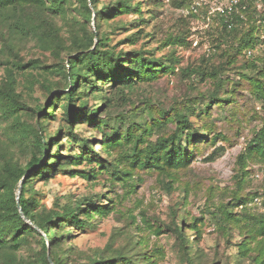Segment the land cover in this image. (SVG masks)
<instances>
[{"label": "rangeland", "instance_id": "obj_1", "mask_svg": "<svg viewBox=\"0 0 264 264\" xmlns=\"http://www.w3.org/2000/svg\"><path fill=\"white\" fill-rule=\"evenodd\" d=\"M97 1L101 11L113 0ZM175 1H133L139 2L145 19L138 26L143 28L141 37L134 44L125 38L137 29L138 14L121 13L100 21L99 31L106 32L116 52L148 48L151 55L162 57L165 63L171 55L176 58L173 70L132 88H121L112 97L111 106L100 109V117L108 121L104 131L117 129L121 140L110 153L100 149L102 133L88 123V117L76 116L72 121L76 133L92 137V147L100 152L101 161L116 163L121 172H114L110 166L101 169L97 154H89L91 160L63 168L71 171L58 168L45 179H34L25 193L36 201L34 211L62 210L84 197H90L97 207H107L105 215H94L91 226L69 228L72 232L54 248L63 264H86L94 256L119 259L120 254L132 256L136 264H254L264 258V160L255 156L240 158L264 125V99L257 95L264 93V71L258 73L264 69V20L260 16H264V0H245L244 9L237 12L239 20L226 31L220 17L230 6L228 0H177L181 5ZM69 6L78 3L72 0ZM74 14L76 11L68 10L65 17L54 18L64 38ZM96 16L93 8L92 18L84 22L86 29L96 31ZM13 20L10 13L0 17V82L6 78L11 62L38 60L40 68H27L24 73L14 69L15 91L23 104L19 120L33 125L47 113L57 93L68 91L65 84L69 81L51 70L56 59L50 50L41 48L31 35H23L18 26L12 31L7 29ZM250 31L253 47L240 49L238 40L241 36L247 38ZM146 32L150 35L144 37ZM63 55L67 65L68 56ZM185 68H202L210 75L203 79L183 75ZM214 93L229 96L230 100L215 103L211 99ZM97 98L88 95L87 106L99 104ZM204 105L208 109L200 113ZM36 106L45 108L40 115ZM176 111L187 114L207 141L192 148L193 156L183 167L155 168L149 163L139 166L144 149L175 129L174 122L166 121L165 115L174 116ZM62 115L56 105L54 117L46 120L43 132L54 133L62 125L64 133L57 139L60 150L72 155L79 149H72L65 138L69 123L62 120ZM12 124L13 117L0 114V163L9 158L24 165L30 147ZM128 130L132 141L125 142L123 133ZM136 138L140 142H135ZM54 154L55 148L51 155L41 156V161H49ZM84 172L88 177L81 176ZM118 175L122 180L116 179ZM82 207L92 210L87 204ZM180 223L184 224L181 230L188 241L185 244L174 232V225L180 227ZM61 232L58 229V235ZM41 234L48 239L42 230ZM38 240L37 236L29 237L14 250L20 263L34 259L40 249Z\"/></svg>", "mask_w": 264, "mask_h": 264}, {"label": "trees", "instance_id": "obj_2", "mask_svg": "<svg viewBox=\"0 0 264 264\" xmlns=\"http://www.w3.org/2000/svg\"><path fill=\"white\" fill-rule=\"evenodd\" d=\"M71 1L0 0V17L3 18L10 13L15 19V21L8 22L10 29L8 27L7 29L12 31L11 29L18 26L23 35L28 37L31 35L32 38L37 40L41 48L50 50V53L56 59L51 70L57 74H61L65 80L69 81V84H65V89H68V91L64 94L57 93L54 96L53 103L46 108L47 113L39 116V119L33 125L19 120L23 104L21 103L20 93L15 91L16 79L14 69L16 72L24 73L27 68H40L38 60L30 59L26 62H11L12 66L6 70V78L0 82V114L5 117H13L12 125L15 127L20 139L26 140L27 143L25 144L30 147V157L26 164L15 163L9 158L0 163L1 264H50V261L54 264H63L54 248L58 247L64 235L68 236L72 232V227L84 229L91 226L95 214L101 216L107 213L106 206L100 205L97 207L90 200V197H84L72 206L71 204L66 205L62 210L34 211L36 201L25 193L30 190V184L36 178L45 179L58 168L63 170L66 166H77L84 159L89 161L91 160L89 154H97L96 156L99 158L100 152L95 151L92 147V137H83L74 131L72 121L76 116L88 117V123L93 128L101 131L102 134L99 142L101 150L110 153L112 149L118 147L121 144L120 137H117L118 131L117 129H113V127L109 128L112 130L111 132L104 131L108 127V121L100 117V109L102 107H110L112 97L121 88H132L138 82L151 80L163 72L171 71L173 70V61H176V58L171 55L165 59V61H168V63H165L162 57L151 55V50L148 48L133 49L131 51L120 50L116 52L113 46H110V37L106 35V32L99 31L100 21L103 19L108 21L110 17L121 13H136L138 14V21L140 23L136 24L135 28L137 29L125 38L130 44H134L137 39H140L143 32V28H138V26L145 22L139 2L133 3L134 0H113L106 5L104 4L100 11L97 9V0H75L78 6L73 8L69 6ZM174 3L181 5V3L178 4L177 0ZM244 7L245 0H241L232 8L231 13L227 17H223L224 15L220 17L224 31H226L228 24L232 25L236 20H239L235 8L242 10ZM93 8L96 9L97 13L94 20L96 31L86 29L84 26V22H89L92 18ZM68 10L76 11V14L73 16L74 22L68 26V36L64 38L54 18L58 15L65 17ZM260 16L264 20V16L262 14ZM12 23L14 25H11ZM149 35L150 33L146 32L143 36ZM95 38L97 39L96 42ZM238 41L240 49L252 48L254 43L253 34L250 31L247 38L241 36ZM79 51L81 52L80 54L72 56V54ZM64 53L68 56L67 65L64 64L62 58ZM42 68L46 69L47 66ZM262 71L264 69L259 70L258 73L262 74ZM189 74L200 76L203 79L206 75H210V72L202 68L183 69V75ZM96 83L100 86H97ZM108 84H111V86L109 85L110 95L106 94V86ZM46 87L48 90L50 89L49 86ZM88 95L98 97L99 104L88 107ZM213 95L211 99L215 103L230 100L229 96L219 97L215 96L216 93ZM257 95L259 98L264 99V93L260 92ZM56 105L62 110V120L65 123H69L66 124L67 134L65 138H68V143L72 149L76 146L79 149L78 152H74L72 155L61 153V145L57 139L64 133L62 125L54 133L45 134L43 132L45 131L46 120L54 117ZM208 105H204L203 110L199 112H206ZM44 109V107L40 106H36L35 108L38 115ZM96 113L99 115H96ZM165 117L166 121L174 122L175 129L170 134L160 137L153 147L144 149L146 151L144 159L140 160L139 166L149 163L155 168L176 169L183 167L188 164L193 156L192 148H196L197 143L200 141H207L204 136L205 134L192 124L187 114H181L176 111L174 116L165 115ZM131 137L132 135L129 130L127 133H123L125 142L132 141ZM138 141L139 138H136L135 142ZM53 148H55L54 156H51L49 161L45 160L42 162L41 156L51 155ZM141 153L135 155L139 156ZM245 156H255L264 160V125L251 138L245 155L241 154L240 158ZM56 158H59V161L57 160V163L51 165V162H54ZM97 163L101 169H106L110 166L114 172L118 174L121 172L116 163L112 164L108 160L102 162L100 158ZM68 171L71 170H63V172ZM27 173H30V175L26 177L25 174ZM80 173L82 172L80 171ZM84 173L81 176L86 175V172ZM86 176L88 177V175ZM22 178L24 180L19 196V205L22 213L28 218L30 223L26 222L21 216L15 198L16 190ZM116 179L122 180V175H118ZM83 204H87L88 209L92 210L89 211L82 207ZM183 225V223H180V227L179 225H174V232L185 244L188 241L184 237L183 230H181ZM58 229L62 231L59 235ZM64 229H68L67 234L63 232ZM41 230L48 237L47 240L42 236ZM34 236H37L39 239L40 249L33 260L20 263L13 253L14 250L27 242L29 237L33 238ZM48 244L51 246L50 250ZM119 256V259L94 256L90 257L86 264H136L132 261V256L126 257L121 254ZM252 260L255 259L252 258ZM254 264H264V258L259 261L255 260Z\"/></svg>", "mask_w": 264, "mask_h": 264}, {"label": "water", "instance_id": "obj_3", "mask_svg": "<svg viewBox=\"0 0 264 264\" xmlns=\"http://www.w3.org/2000/svg\"><path fill=\"white\" fill-rule=\"evenodd\" d=\"M25 176H26V175H25ZM23 180H24V178H22V179L20 180V182H19L18 188H17L16 193H15V198H16L17 206H18V209H19V211H20L21 216L23 217V219H24L26 222L30 223V221L28 220V218L25 217L24 214L22 213V210H21L20 205H19V196H20V192H21V187H22V182H23ZM50 264H52L51 261H50Z\"/></svg>", "mask_w": 264, "mask_h": 264}, {"label": "built area", "instance_id": "obj_4", "mask_svg": "<svg viewBox=\"0 0 264 264\" xmlns=\"http://www.w3.org/2000/svg\"><path fill=\"white\" fill-rule=\"evenodd\" d=\"M228 1H229L230 6L224 10V12H223L224 17H227V15L231 13L232 8L234 6H236V4H238L241 0H228ZM235 9H236L235 11L237 13L238 8H235ZM228 26H231V24H228Z\"/></svg>", "mask_w": 264, "mask_h": 264}]
</instances>
